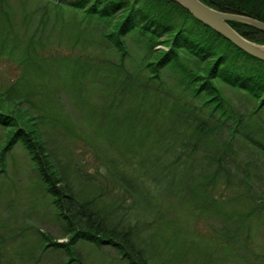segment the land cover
I'll return each mask as SVG.
<instances>
[{
    "label": "trees",
    "instance_id": "obj_1",
    "mask_svg": "<svg viewBox=\"0 0 264 264\" xmlns=\"http://www.w3.org/2000/svg\"><path fill=\"white\" fill-rule=\"evenodd\" d=\"M26 1L20 0L22 17L36 15ZM40 1L14 56L19 80L0 91V169L20 143L66 232L65 241H56L35 228L40 244L62 248L67 260L82 241L115 249L124 264H264V244L253 240L264 228V188L253 186L264 182L257 169L264 168V60L175 0ZM201 1L264 22V0ZM14 9L0 0V47L21 39L11 30ZM228 23L264 44V29ZM37 49H50L62 63L63 83L109 153L100 160L98 182L80 167L86 185L77 188L48 144L47 127L74 128L58 105L30 98L33 89L50 98L45 84L31 82L42 71ZM223 86L249 106L235 107ZM247 151L258 158L242 163Z\"/></svg>",
    "mask_w": 264,
    "mask_h": 264
},
{
    "label": "rangeland",
    "instance_id": "obj_2",
    "mask_svg": "<svg viewBox=\"0 0 264 264\" xmlns=\"http://www.w3.org/2000/svg\"><path fill=\"white\" fill-rule=\"evenodd\" d=\"M9 2L16 8L11 17L13 25L11 30H14L18 37L20 34L21 39L5 41L2 44L3 47H0V91L9 85H16L15 82L19 80L21 64H18L14 56L20 55L19 45L25 40L24 35H26L27 30H30L28 27L31 25L30 21L32 18L34 21L38 17L41 9H37L40 3H43L40 0H27L25 7L35 12L36 15L32 13V17H22L24 8H21L20 0H9ZM55 31L56 28H54ZM15 43L18 44V47L13 55L6 53L8 47ZM37 52L39 56L37 55L36 62L42 71L33 74L31 82L35 80L38 85L45 84L44 89L48 91L50 98L45 95L46 91L35 93V89L31 91L30 98L36 105H43L44 103L49 106L52 104L53 109L58 105L71 118L70 121L74 128L68 133L66 128L62 132L60 129L47 127L48 144L57 151L62 171L70 173V177L74 180L77 188H80L81 184L82 187L86 185V179L78 172L80 167L83 171H88L89 177L87 178H90L94 183L98 182L102 179L99 173L102 169L100 160L109 153L102 146L98 147L93 128L86 123L85 107L63 83L64 71L62 69L64 66L62 63L60 65L49 56L52 55L50 49L43 51L37 49ZM132 54L135 55L133 50ZM41 56L47 58L43 59ZM30 70L32 71V69ZM164 78L167 82H171L173 77L171 74L165 73ZM18 86H21V83ZM25 87L29 90L32 88L30 85H25ZM223 87L225 95L235 107L249 106L250 103H246L240 98L237 90ZM40 88L43 87L40 85ZM94 93L93 91L90 93L93 99L97 97ZM23 104L26 105V103ZM34 109L37 110V108ZM258 156L252 151H247L241 152L239 158L244 157L249 162H254ZM241 161L244 163V159ZM5 162L4 168L0 169V264H124L115 249L109 246L96 247L78 241L75 244L76 258L67 260V255L62 248L47 247L40 244L41 240L35 228L50 233L56 241H65L66 232L61 221L54 214L51 205H49L48 196L43 194L29 155L20 143H16L7 152ZM257 169L264 174V168L261 165ZM104 183L105 180L99 182L102 186ZM257 184L256 186L253 184V186L257 189L264 188L263 180ZM170 214L174 215L172 212ZM211 221L214 226H217V220ZM253 236V240L264 244V228L256 229Z\"/></svg>",
    "mask_w": 264,
    "mask_h": 264
},
{
    "label": "water",
    "instance_id": "obj_3",
    "mask_svg": "<svg viewBox=\"0 0 264 264\" xmlns=\"http://www.w3.org/2000/svg\"><path fill=\"white\" fill-rule=\"evenodd\" d=\"M182 5L188 12L200 22L221 34L233 44L241 48L246 53L264 60V44L255 43L239 34L229 23L228 20H239L250 23L264 29V22L254 17L222 11L209 6L201 0H175Z\"/></svg>",
    "mask_w": 264,
    "mask_h": 264
},
{
    "label": "bare ground",
    "instance_id": "obj_4",
    "mask_svg": "<svg viewBox=\"0 0 264 264\" xmlns=\"http://www.w3.org/2000/svg\"><path fill=\"white\" fill-rule=\"evenodd\" d=\"M254 42V41H253ZM255 43H257V42H255ZM260 44V43H259ZM263 48H264V46H262Z\"/></svg>",
    "mask_w": 264,
    "mask_h": 264
}]
</instances>
